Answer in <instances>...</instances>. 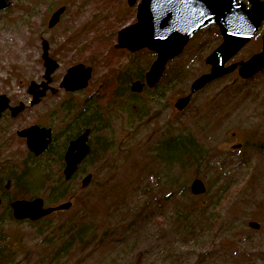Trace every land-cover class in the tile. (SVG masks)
I'll return each mask as SVG.
<instances>
[{"label":"rangeland","instance_id":"obj_1","mask_svg":"<svg viewBox=\"0 0 264 264\" xmlns=\"http://www.w3.org/2000/svg\"><path fill=\"white\" fill-rule=\"evenodd\" d=\"M7 3L0 12V95L14 106L22 103L26 110L3 128L0 173L18 174L28 166L32 188L23 199L41 198L45 207L50 206L43 179L47 175L53 182L58 177V163L50 166L51 155L32 162L16 132L34 124L49 126L57 138V155L64 140L61 128L70 116L62 111L63 104L80 105L121 86V96L112 101L109 94L101 103L104 130L89 137L91 149H98V137L110 144L109 149L83 161V175L76 177L72 190L51 204L70 202V208L45 217L41 229L25 222L3 224L4 243L15 254L14 264H264V70L248 80L233 72L190 94L192 82L209 71L205 58L221 43L218 28L210 25L167 63L154 88L132 93L129 87L138 80L133 78L125 92L124 75L115 81L116 74L135 69V64H147V71L155 58L146 49L131 54L114 48L117 32L135 22L139 0L132 7L127 0ZM60 7L64 13L48 28L51 14ZM263 33L264 21L230 62L241 63L259 53ZM42 41L57 69L51 74V92L31 106L27 86L43 81ZM77 64L89 67L91 76L85 89L69 93L60 82ZM184 96L190 101L178 111L174 103ZM171 134L195 138L206 152L203 159L191 165L170 164L172 154L160 146ZM160 152L166 158L157 157ZM88 174L91 182L81 188ZM194 179L204 184V194L190 193ZM146 201L150 210H145ZM154 212H178L192 220L194 236L183 235L181 244L180 237L167 234L168 223ZM78 215L92 224L96 240L86 250L74 247L55 258L51 232L57 234L64 220ZM211 216L215 221L210 228H200L199 223ZM250 222L259 228L249 227Z\"/></svg>","mask_w":264,"mask_h":264},{"label":"water","instance_id":"obj_2","mask_svg":"<svg viewBox=\"0 0 264 264\" xmlns=\"http://www.w3.org/2000/svg\"><path fill=\"white\" fill-rule=\"evenodd\" d=\"M8 0H0V12L7 8ZM249 8L238 0H139L136 5L135 22L117 32L115 49H123L134 53L146 49L155 55L148 70L144 74V84L147 88L154 87L163 75L167 63L182 53L184 47L193 35L215 25L221 37V43L206 58L205 64L209 71L196 78L190 85V94L203 89L214 80L237 71L242 80H247L264 69V34L261 38V50L246 61L239 64L227 63L247 44L257 33L264 20V3L260 0H249ZM136 0H127L132 7ZM60 7L54 11L47 23L48 28L54 27L64 13ZM41 59L44 66L43 82H31L27 93L31 96L30 105H36L51 88V74L57 69V63L48 56L47 42L42 41ZM91 69L82 64L67 69L60 82V88L66 92H76L87 87ZM141 82L134 81L129 87L130 92L140 93L143 90ZM53 92V91H52ZM190 97L184 96L176 100L174 108L183 110ZM8 107V100L0 95V113ZM21 103L11 109V115L21 112ZM26 138V147L35 156L42 153L48 143L50 131L31 126L18 133ZM89 130L69 143L64 155L65 168L63 178L69 180L78 165L89 153L87 139ZM90 174L80 181V187L85 188L91 182ZM190 193L193 196L205 193V186L199 179L190 183ZM71 203L65 202L54 207H44L41 198L32 200H16L10 203L12 218L15 221H38L58 211H66ZM248 226L257 230L259 225L253 222Z\"/></svg>","mask_w":264,"mask_h":264},{"label":"trees","instance_id":"obj_3","mask_svg":"<svg viewBox=\"0 0 264 264\" xmlns=\"http://www.w3.org/2000/svg\"><path fill=\"white\" fill-rule=\"evenodd\" d=\"M207 31L201 30L200 32ZM151 54V53H150ZM153 56V54H151ZM147 64L139 67L138 64H135L133 68L126 69L125 72L122 74L118 73L113 78L115 81H119L121 79V76L124 75L123 80L125 83V92L128 90V84L130 81H132L133 78L138 79L140 81H143L144 78V72L146 71ZM175 74H173L174 77ZM121 86H119L120 88ZM117 87L112 88V90L106 91L105 95L99 96L96 95L93 98H88L87 100L83 101L80 105H74L72 103H65L62 106V111L64 113L70 114L69 119L64 121V125L61 128L63 138L70 139L75 134L78 135L82 133L86 128H88L91 132V135L94 133H100L105 128V123L102 120V109H101V103L106 102L104 100V97L108 96L110 94V99L112 97V101L116 98L121 96V92H118ZM165 140V141H164ZM163 140V144H161V150H164L166 148L167 154H172V157L170 158V164H194L198 163L199 159L205 156L206 152L202 148L201 144L198 143L195 138L192 136H177L171 134L170 136H167ZM62 144V143H61ZM96 144L98 145V149H90V152L85 157L83 164L92 156L93 154L97 152H106L109 149V143L104 138H97ZM160 150V151H161ZM160 152V155L164 157ZM168 155V156H169ZM166 158V157H164ZM32 173V172H31ZM29 170L25 167L24 170H22L20 173H15L12 171L9 174H5L4 176L0 173V199L3 197V195L6 196V198L3 197L2 202L4 203V209L3 212L0 215V264H14V252L10 249V246H8L6 243H4L6 240L4 239V231H3V224L6 221H15L12 218L11 215V209L9 207V203L15 200L23 199L25 198L29 192L30 188H32L31 185L28 184L27 178L29 177ZM83 175V172L80 169L77 170V173H75V177H79ZM74 177V178H75ZM7 179L11 180V189L10 191L3 194V186L4 181ZM29 179V178H28ZM48 176L46 175L44 177V183L45 186H42L43 189H46L48 191V195L51 198L49 201V205L56 203L59 199H63L67 194H69V182H65L63 180V177H59L55 179L53 182L48 180ZM76 179V178H75ZM73 180V179H72ZM48 181V182H47ZM42 184V183H41ZM43 184V185H44ZM12 191V192H11ZM151 204H149V201L145 203V210L149 209ZM144 209V208H143ZM150 210V209H149ZM173 216L168 214H160L155 215V212L153 216H155L158 219H162L165 222L168 223L170 229L167 230V234H171L176 237H180L179 239L181 244L185 243V240L182 239V236L187 234L189 236H194V227L192 224V220L187 218H181L182 215H179L178 212L172 213ZM149 218L153 219V216L151 213L148 214ZM46 218H42L38 221H15L17 223H27L30 226H36L40 229L42 228V223L45 222ZM212 221H215V218L211 216V218H206V222L202 220L199 223V227L203 228V225L206 229L210 228V224ZM47 226V225H46ZM39 229V230H40ZM51 232V238L49 239L50 243L55 245L54 250V257L58 258L60 254H66L74 247H80L82 250H86L89 248V246L96 240L95 238V231L93 230L92 224H90L88 221H85L82 217H71L67 220H64V222L61 223L60 227L57 230V234H52ZM105 236V234H104Z\"/></svg>","mask_w":264,"mask_h":264},{"label":"flooded vegetation","instance_id":"obj_4","mask_svg":"<svg viewBox=\"0 0 264 264\" xmlns=\"http://www.w3.org/2000/svg\"><path fill=\"white\" fill-rule=\"evenodd\" d=\"M249 0H247V4H245V3H243V2H241V1H239L238 0V2H241V3H243L244 5H245V7L246 8H249L250 6H249V2H248ZM261 1V0H260ZM263 3H264V1H262ZM264 21V20H263ZM263 21H262V23H263ZM262 23H261V25H262ZM261 25H260V27H259V29H258V31L261 29ZM210 27V26H209ZM208 27V28H209ZM207 28V29H208ZM258 31H257V33H258ZM200 32V31H199ZM256 33V34H257ZM196 34V33H195ZM194 34V35H195ZM255 34V35H256ZM264 34V33H263ZM254 35V36H255ZM261 38H262V36H261ZM253 39V38H252ZM251 39V40H252ZM261 40V39H260ZM228 64H232L230 61L227 63V65ZM236 64H239V63H236ZM264 70V69H263ZM234 72H237L236 70L234 71ZM258 74V73H257ZM255 76V75H254ZM253 76V77H254ZM139 82H141L142 84H144V81H140V80H138ZM43 81H41L40 83H35V84H41ZM30 84V83H29ZM157 84H155L154 85V87L156 86ZM28 87H29V85L27 86V89H28ZM154 87H152V88H154ZM147 89V87H146V85L144 84V86H143V90H142V92L144 91V90H146ZM148 89H151V88H148ZM49 92H51V90L49 89L48 90ZM47 91V92H48ZM147 91V90H146ZM46 92V93H47ZM77 92V91H76ZM69 93H71V92H69ZM74 93V92H73ZM141 93V92H140ZM6 97V96H5ZM7 98V97H6ZM7 100H8V107L6 108V109H4L1 113H0V136H2V134L5 132V130L3 129L4 127H8V123H10L12 120H14V119H16V118H18L21 114H22V112H24L25 110H26V107L24 106V108H23V110L21 111V112H19V113H17L15 116H12L11 115V109L12 108H14V107H16V106H14V105H12L11 103H10V101H9V99L7 98ZM19 104H21V103H19ZM18 104V105H19ZM32 126H38L39 128H43V129H46V130H49L50 131V136H49V143H48V145H47V147H46V149L42 152V153H40L39 155H37V156H35L33 153H31L28 149H27V147H26V150H27V155H28V157L30 158V160L32 161V162H34V161H36V160H39V159H41V158H43V157H46V156H50L49 157V162H50V166H51V163H53V164H55L56 166H57V163H58V177L57 178H59L60 176L61 177H63V170H64V168H65V162H64V155H65V152H66V150H67V148H68V146H69V143L71 142V141H73V140H75L78 136H80L85 130H89L88 128H86L82 133H80V134H78V135H74L72 138H70V139H64L63 140V142H62V145H61V147L59 148V149H61V152L59 153V154H57V155H55L54 154V152H55V149H56V147H58V145H55V141H56V139L57 138H54V134H53V129L52 128H50L49 126H45V125H40V124H34V125H32ZM29 127H31V126H29ZM28 127V128H29ZM25 129H27V128H24V129H21V130H19V131H17L16 132V137H18L20 140H23L24 141V144H25V146H26V138L25 137H21V136H19L18 135V133L20 132V131H22V130H25ZM90 135H91V132H90V130H89V135H88V139H87V145H88V147H89V152H90V149H91V146H90V143H89V137H90ZM84 161V160H83ZM82 161V162H83ZM82 162L78 165V167H77V169H76V171H75V173H77V170L78 169H80V165L82 164ZM23 166H25L26 168H27V170H28V166H26V165H23ZM49 166H47V168H48ZM31 169H34V168H31ZM1 170H3L2 168H1ZM47 170V169H46ZM4 171V170H3ZM10 171V170H9ZM5 172H7L8 173V171H5ZM29 172H31L30 170H29ZM75 173L72 175V177L69 179V180H67V181H65L64 180V178H63V180L65 181V182H69L68 184H69V191L70 190H72V188H73V183H75ZM2 176H4L5 174H1ZM75 177V178H74ZM56 178V179H57ZM73 179V180H72ZM10 186H11V180L10 179H7L6 178V180L4 181V186H3V194H5L6 192H8V190L10 189ZM5 195H3V197H4ZM3 197L0 199V204L2 203V200H3ZM4 198H6V196L4 197ZM34 199V198H33ZM19 200H26V199H19ZM30 200H32V199H30ZM16 201V200H15ZM28 201V200H27ZM43 201V200H42ZM13 202V201H12ZM11 203V202H10ZM10 203H9V205H10ZM43 206H44V202H43Z\"/></svg>","mask_w":264,"mask_h":264},{"label":"snow or ice","instance_id":"obj_5","mask_svg":"<svg viewBox=\"0 0 264 264\" xmlns=\"http://www.w3.org/2000/svg\"><path fill=\"white\" fill-rule=\"evenodd\" d=\"M169 2H170V0H169Z\"/></svg>","mask_w":264,"mask_h":264}]
</instances>
